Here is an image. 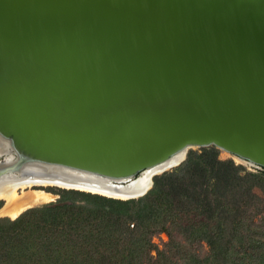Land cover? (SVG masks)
<instances>
[{"label": "water", "instance_id": "95a60500", "mask_svg": "<svg viewBox=\"0 0 264 264\" xmlns=\"http://www.w3.org/2000/svg\"><path fill=\"white\" fill-rule=\"evenodd\" d=\"M0 138V176L121 199L192 147L264 167V0H0Z\"/></svg>", "mask_w": 264, "mask_h": 264}, {"label": "trees", "instance_id": "16d2710c", "mask_svg": "<svg viewBox=\"0 0 264 264\" xmlns=\"http://www.w3.org/2000/svg\"><path fill=\"white\" fill-rule=\"evenodd\" d=\"M58 193L0 218V264H264V167L220 158L213 145L190 148L136 198ZM160 231L168 241L152 254Z\"/></svg>", "mask_w": 264, "mask_h": 264}, {"label": "bare ground", "instance_id": "6f19581e", "mask_svg": "<svg viewBox=\"0 0 264 264\" xmlns=\"http://www.w3.org/2000/svg\"><path fill=\"white\" fill-rule=\"evenodd\" d=\"M2 153L6 154L7 156H12V153L9 147L7 146L6 142H4L0 138V154ZM39 167L43 168L44 166ZM46 168L47 170L49 169L53 172H58L61 175L70 176L71 178H62V180L52 178L33 179V177L30 176H27V178H21L17 173L12 172L1 174L0 200H3V205L0 207V213H2V215H8L13 218L21 210H24V208H26L27 206L47 200L49 201L53 198V193L46 191L42 188H34L36 184L37 186L55 185L61 187H75L118 197H126L138 191V189L125 190L122 187L111 185V182L109 180L96 174L78 172L76 170H69L56 167ZM149 183V178L144 177L136 181L135 187L145 188L149 185Z\"/></svg>", "mask_w": 264, "mask_h": 264}, {"label": "rangeland", "instance_id": "374dc122", "mask_svg": "<svg viewBox=\"0 0 264 264\" xmlns=\"http://www.w3.org/2000/svg\"><path fill=\"white\" fill-rule=\"evenodd\" d=\"M198 147H192V149H197ZM190 149V148H189ZM4 154L2 156H0V159L4 158ZM219 157L220 158H232L236 163H241L244 166H246L248 169H255L258 167H255L253 165H250L249 163L240 160L239 158L233 156L232 154L219 149ZM237 159V160H236ZM34 188H42L46 191H49L51 193H53V198L50 199L49 201H43V202H39L30 206H27L26 208H24V210H21L16 216H14L13 218L8 216V215H2V213H0V218H10V219H14L16 217H18L22 212H24L26 209L33 207V206H38V205H42V204H49V203H55L58 200L59 197V193L58 191L61 189H65L62 187H58L55 185H45V186H34ZM3 205V200H0V207ZM152 247H151V253L152 254H156L157 249L163 248L165 243L168 241V235L166 234V232L164 231H160V232H156L152 238ZM193 249H195L199 254L203 255L207 252V245L203 242V243H196L195 245L192 246Z\"/></svg>", "mask_w": 264, "mask_h": 264}, {"label": "flooded vegetation", "instance_id": "af4514ba", "mask_svg": "<svg viewBox=\"0 0 264 264\" xmlns=\"http://www.w3.org/2000/svg\"><path fill=\"white\" fill-rule=\"evenodd\" d=\"M4 153L0 154V156H2ZM6 155V154H5Z\"/></svg>", "mask_w": 264, "mask_h": 264}]
</instances>
